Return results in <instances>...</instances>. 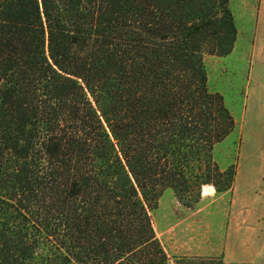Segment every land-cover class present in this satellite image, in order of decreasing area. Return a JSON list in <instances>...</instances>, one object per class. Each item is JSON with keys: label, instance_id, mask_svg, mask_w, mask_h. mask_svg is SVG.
<instances>
[{"label": "trees", "instance_id": "obj_1", "mask_svg": "<svg viewBox=\"0 0 264 264\" xmlns=\"http://www.w3.org/2000/svg\"><path fill=\"white\" fill-rule=\"evenodd\" d=\"M237 34L229 0H0V264H170L165 191L235 181L205 57Z\"/></svg>", "mask_w": 264, "mask_h": 264}, {"label": "rangeland", "instance_id": "obj_2", "mask_svg": "<svg viewBox=\"0 0 264 264\" xmlns=\"http://www.w3.org/2000/svg\"><path fill=\"white\" fill-rule=\"evenodd\" d=\"M229 2L238 31L234 49L206 56L205 65L210 89L223 95L236 122L214 151L235 181L219 193L212 186L207 195L203 187L193 208L165 191L152 220L170 264H264V0Z\"/></svg>", "mask_w": 264, "mask_h": 264}, {"label": "bare ground", "instance_id": "obj_3", "mask_svg": "<svg viewBox=\"0 0 264 264\" xmlns=\"http://www.w3.org/2000/svg\"><path fill=\"white\" fill-rule=\"evenodd\" d=\"M204 193L205 194H212L213 193V187L212 186H204Z\"/></svg>", "mask_w": 264, "mask_h": 264}]
</instances>
